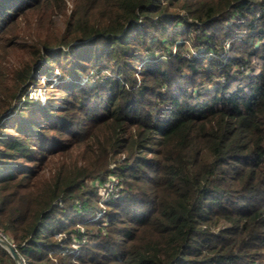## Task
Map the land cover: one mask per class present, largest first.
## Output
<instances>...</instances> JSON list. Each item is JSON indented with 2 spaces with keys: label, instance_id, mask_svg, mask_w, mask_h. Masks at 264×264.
I'll return each mask as SVG.
<instances>
[{
  "label": "trees",
  "instance_id": "1",
  "mask_svg": "<svg viewBox=\"0 0 264 264\" xmlns=\"http://www.w3.org/2000/svg\"><path fill=\"white\" fill-rule=\"evenodd\" d=\"M56 6L0 0V39ZM41 44L0 99L24 264H264V0H73Z\"/></svg>",
  "mask_w": 264,
  "mask_h": 264
},
{
  "label": "rangeland",
  "instance_id": "2",
  "mask_svg": "<svg viewBox=\"0 0 264 264\" xmlns=\"http://www.w3.org/2000/svg\"><path fill=\"white\" fill-rule=\"evenodd\" d=\"M72 2L73 0H66V8L64 9L61 6H56V8L49 11L43 9L37 14L33 13L24 18H19L18 23L0 39V99L6 98L9 100L12 93L21 91L23 85L16 86L13 82L15 72L25 65L33 63L37 54L36 51L40 50V53L42 51V41H47L48 43L58 42ZM184 50H186L185 52L192 51L193 55L196 52L195 49L188 45H185ZM53 72L48 79L56 83L55 75L57 74V69H53ZM30 83L31 86L26 88V93L34 96L36 90L41 91L40 95L43 98L42 100H44L43 91L41 90L45 88L44 77H41L39 83ZM114 180L117 181L115 178ZM110 190L112 194L115 193V188ZM106 196L105 192L103 199Z\"/></svg>",
  "mask_w": 264,
  "mask_h": 264
},
{
  "label": "water",
  "instance_id": "3",
  "mask_svg": "<svg viewBox=\"0 0 264 264\" xmlns=\"http://www.w3.org/2000/svg\"><path fill=\"white\" fill-rule=\"evenodd\" d=\"M0 247L3 248L9 256L13 259L15 264H24L20 256L16 253L12 245L0 236Z\"/></svg>",
  "mask_w": 264,
  "mask_h": 264
},
{
  "label": "built area",
  "instance_id": "4",
  "mask_svg": "<svg viewBox=\"0 0 264 264\" xmlns=\"http://www.w3.org/2000/svg\"><path fill=\"white\" fill-rule=\"evenodd\" d=\"M115 184H116V181H115ZM0 236H1L2 238H5L2 234H0Z\"/></svg>",
  "mask_w": 264,
  "mask_h": 264
}]
</instances>
